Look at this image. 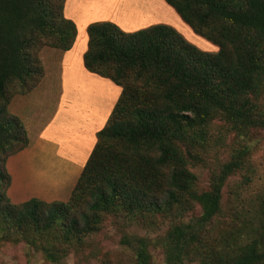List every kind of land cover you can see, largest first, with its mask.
Masks as SVG:
<instances>
[{"label": "trees", "instance_id": "16d2710c", "mask_svg": "<svg viewBox=\"0 0 264 264\" xmlns=\"http://www.w3.org/2000/svg\"><path fill=\"white\" fill-rule=\"evenodd\" d=\"M164 1L218 51L203 52L164 25L134 33L108 22L89 25L84 67L119 86L121 95L69 200L12 205L6 159L28 138L8 105L39 84V52L70 50L76 27L64 18L65 0H0V247L23 244L60 264L108 220L142 228L167 221L166 238L189 261L264 264V238L233 256L202 238L222 214L229 180L249 173L251 141L264 132V0ZM215 126L234 141L200 188L191 167L207 154ZM195 211L198 217L186 223ZM122 245L130 248L129 237ZM133 254L132 264H150L145 246Z\"/></svg>", "mask_w": 264, "mask_h": 264}, {"label": "crops", "instance_id": "0c3cea01", "mask_svg": "<svg viewBox=\"0 0 264 264\" xmlns=\"http://www.w3.org/2000/svg\"><path fill=\"white\" fill-rule=\"evenodd\" d=\"M63 15L76 27L71 49H42L38 56L44 74L39 84L24 95H15L8 105L28 138L26 148L6 159L10 178L6 197L12 205L32 199L69 200L97 134L121 95L119 86L85 69L87 27L108 22L134 33L164 25L181 34L172 19L184 23L164 0H65ZM192 36L195 41L183 37L194 46L202 42L203 52L218 51L217 46Z\"/></svg>", "mask_w": 264, "mask_h": 264}, {"label": "rangeland", "instance_id": "374dc122", "mask_svg": "<svg viewBox=\"0 0 264 264\" xmlns=\"http://www.w3.org/2000/svg\"><path fill=\"white\" fill-rule=\"evenodd\" d=\"M172 22H176L182 37L195 41L192 38L195 35L203 39L177 18L172 19ZM203 41L208 42L205 39ZM202 45L201 42L200 46L195 47L203 51ZM211 136L207 154L202 153L200 156L202 162L191 167L200 188L208 186L209 171L227 160L234 141L231 135L219 134L218 126L213 128ZM251 146L252 153L247 160L249 173L243 170L229 180L223 190L222 214L206 226L202 234L203 241H209V246L215 241L216 250L224 251L225 256H233L241 246L250 244L254 239L259 241L264 238V132L258 133L251 141ZM244 174L247 180H244ZM196 211L184 221L189 223L195 220L198 217ZM168 228L167 221L155 227L142 228L108 220L97 234L85 239L86 245L80 253H70L60 264H132L133 249L139 250L143 246L150 256V264H202L200 256L191 261L184 258L182 248H177L173 240L166 238ZM125 236L129 237L130 248L122 245ZM0 264L50 263L40 253L23 244H2Z\"/></svg>", "mask_w": 264, "mask_h": 264}]
</instances>
